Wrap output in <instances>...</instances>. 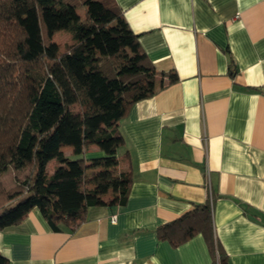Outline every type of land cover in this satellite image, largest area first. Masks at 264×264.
Here are the masks:
<instances>
[{
  "label": "crops",
  "instance_id": "1",
  "mask_svg": "<svg viewBox=\"0 0 264 264\" xmlns=\"http://www.w3.org/2000/svg\"><path fill=\"white\" fill-rule=\"evenodd\" d=\"M115 2L157 71L154 95L117 123L127 198L89 206L73 229L32 208L0 229V253L8 264H210L201 234L174 246L155 229L211 197L229 264H264V0Z\"/></svg>",
  "mask_w": 264,
  "mask_h": 264
},
{
  "label": "trees",
  "instance_id": "2",
  "mask_svg": "<svg viewBox=\"0 0 264 264\" xmlns=\"http://www.w3.org/2000/svg\"><path fill=\"white\" fill-rule=\"evenodd\" d=\"M61 29L71 38L62 48L52 39ZM168 76L169 83L178 78ZM156 84L157 71L115 0H0V175L9 166L30 170L10 186L0 180V229L32 208L52 229H73L89 206L124 203L132 179L129 168L118 169L124 140L117 123ZM91 145L101 154L88 156ZM212 201L158 225L157 237L178 246L199 233L210 264H229ZM0 264H8L1 253Z\"/></svg>",
  "mask_w": 264,
  "mask_h": 264
},
{
  "label": "rangeland",
  "instance_id": "3",
  "mask_svg": "<svg viewBox=\"0 0 264 264\" xmlns=\"http://www.w3.org/2000/svg\"><path fill=\"white\" fill-rule=\"evenodd\" d=\"M83 9H78V12L80 14V16L83 14ZM69 36L70 33L68 31L65 30H58L56 31L53 36L52 39L53 41H55L60 48L63 47L64 43H68L69 40ZM72 109H75L74 107H71ZM71 158H75L77 157L76 155H70ZM52 165L53 162H50L48 165L49 169H52ZM29 168L25 167V168H21V169H14L11 166L8 167V169L0 175V180L6 185V186H10L13 183H15V181H21L23 179H25L26 175L29 173ZM108 194V198L110 199L112 196V193L109 191L105 194V196Z\"/></svg>",
  "mask_w": 264,
  "mask_h": 264
}]
</instances>
